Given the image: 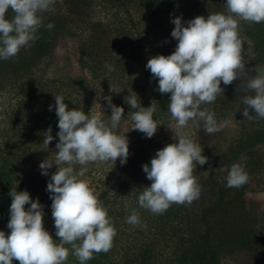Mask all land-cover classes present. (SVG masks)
<instances>
[{
    "label": "clouds",
    "instance_id": "clouds-1",
    "mask_svg": "<svg viewBox=\"0 0 264 264\" xmlns=\"http://www.w3.org/2000/svg\"><path fill=\"white\" fill-rule=\"evenodd\" d=\"M55 3L56 0H0V59H11L22 48L31 47L43 26L41 14L53 11ZM9 10L14 14L11 17ZM226 10L227 14L197 16L187 26L182 17H175L171 33L178 41L175 51L147 62V69L159 81L158 91L170 94L168 111L177 128H185L189 122L197 126L203 122L208 134L222 131L228 122L217 123L215 114L202 110L201 105L214 103L224 94L222 83L228 86L238 79L242 81L238 91L246 93L241 97L245 105L243 116L249 120L264 119V65L247 68L239 31L240 21L264 23V0H226ZM47 28H54V24H47ZM106 67L109 73L115 71L112 65ZM250 71L255 75H250ZM138 98L135 92L125 98L131 109H139L129 113L131 130L152 138L159 126L154 119L156 107H141ZM105 99L112 110L108 122L99 114L69 110L65 98L55 95L59 142L54 159L42 161L40 169L47 176L49 169L57 166L47 191L53 201L52 217L60 243L44 227V210L39 200L33 201L26 190L13 188L7 225L10 234L0 231V264H13L14 260L19 264H66L70 254L79 264H87L94 254L107 253L112 248L117 233L107 209L80 179L89 164H116L119 159L123 165L129 157L127 136L115 131L124 119L125 109L114 105L111 96ZM44 137L46 145L53 141L51 127ZM174 139L178 142L158 150L150 165H143L152 183L139 194L138 204L155 215L164 214L173 204L191 205L201 195L202 188L193 172L196 165L207 164L209 158L203 155L204 148L187 136L177 137L175 133ZM74 165L81 166L79 172ZM248 180L243 167L233 164L227 187L239 188ZM26 205H30L27 210ZM126 222L133 226L141 223L135 209Z\"/></svg>",
    "mask_w": 264,
    "mask_h": 264
},
{
    "label": "trees",
    "instance_id": "trees-1",
    "mask_svg": "<svg viewBox=\"0 0 264 264\" xmlns=\"http://www.w3.org/2000/svg\"><path fill=\"white\" fill-rule=\"evenodd\" d=\"M53 8V11L41 14L43 26L38 30L36 34L38 38L31 43V47L22 48L19 54L11 59H0V89L11 85L12 82L20 85L26 82L28 87L35 86L39 91L50 87L49 85L54 82L47 80L44 72L51 64L50 55L55 43L61 36L79 37V29L86 27L84 50L89 55L88 62L91 66L87 62L84 65L90 69L91 77L86 73L77 77L69 75L68 79H64L65 84L71 89L70 93L85 91L88 100L81 107V111L91 115L93 106L100 104L104 111L102 118L108 122L112 110L105 97L111 96L114 105L125 109L123 120L127 119L131 123L133 122L129 113L139 109H131L125 102L129 94L134 92L137 94L141 107H150L154 104L158 109V114L154 113L156 121L157 115L170 114L168 111L170 94H161L158 91L159 81L153 78L151 72L138 77L129 71L126 79L119 77L130 88L125 90L107 89L93 83L99 73L96 64L100 61L103 63L104 59L111 63V59L114 58L109 37L123 38V45H126L128 34L125 33V29L128 26L134 27L138 20L144 23L153 18L170 15L182 17L183 23L187 26V22L197 16L207 17L211 13L227 14L226 4L224 11L218 12L221 6L217 4V0H56ZM135 10L138 12L137 16L132 14ZM124 13L127 14L126 17L122 15ZM8 15L11 17L14 14L9 10ZM49 23H53L54 28L48 29ZM239 31L245 65L248 64L251 43L260 61L264 63V23L240 21ZM173 49L174 52L175 48ZM120 64L122 61L112 65L115 68V71L111 72L113 75L125 71L124 67L120 68ZM107 74L110 76V73ZM239 83L240 79L228 86L222 83L224 94L214 103L201 105V109L210 110L215 114V118L227 114L229 108L227 101L237 92ZM244 107L245 105H242L240 113H243ZM252 115L255 116L254 113ZM255 120L258 126H254L250 132L247 131L241 138L216 152L209 149V134L205 131L203 122H200L199 126L196 125L199 132L197 144L204 148L203 155L209 158L207 164L200 166L202 171L196 178L202 188L201 195L191 205L173 204L161 215H155L138 204L139 194L144 187L152 183L147 179L143 165H150L151 159L154 158L149 156L150 152L148 153L151 145L149 143L154 142L153 137L148 141L146 136L136 139L132 148L129 147L126 164L122 165L119 159L116 164H104L111 175L102 185L107 187V193L108 191L113 193L107 201L106 198L98 195L97 197L107 209L117 234L110 251L94 254V258L87 264H153L158 256L152 253L151 248H156L167 241L165 235L168 234L173 237L172 241L176 245L172 261L176 260L178 264H219L225 256L235 254L247 256L244 264H264V225L261 224L262 227L259 228V217L251 216L246 200L251 180L258 175L263 161L259 148L264 145V119ZM162 146L164 147L163 144ZM11 151L0 147V231L6 226L10 234L7 225L12 203L11 190L13 188L17 191L26 190L33 201L39 199L37 196L40 195L42 201L40 204L45 210L44 227L59 244L54 219L50 217L48 221L46 219L50 214L46 212L52 210L51 194L41 186L38 177L28 171L24 173L20 157ZM237 163L247 172L249 180L242 187L229 188L227 176L232 165ZM86 167L87 176L92 175L93 166L89 164ZM25 207L27 210L30 205ZM4 208L8 209L7 213H4ZM133 209L137 211L141 220L136 226L126 222V217L131 215ZM119 227L126 231L119 230ZM131 227L136 233L134 237L127 234L128 228ZM146 229H156L159 238L151 236L149 239L140 238L139 235L146 236L144 232ZM13 264L19 262L14 260ZM66 264H79V261L70 254Z\"/></svg>",
    "mask_w": 264,
    "mask_h": 264
},
{
    "label": "rangeland",
    "instance_id": "rangeland-1",
    "mask_svg": "<svg viewBox=\"0 0 264 264\" xmlns=\"http://www.w3.org/2000/svg\"><path fill=\"white\" fill-rule=\"evenodd\" d=\"M217 4L221 6L218 12L224 11L226 0H217ZM132 14L137 16L138 12L135 10L132 11ZM122 15L124 17L127 16L125 13ZM174 18L170 15H164L161 18H153L144 23L140 20L136 21L134 27L128 26L125 29V33L127 32L128 34L126 45H123V38L118 39L115 36H110L109 43L112 44L111 53L114 58L111 59V63H108V59H104L103 63L100 61L99 64H96L99 73L96 81L94 80L93 83L97 86L102 85L107 89L125 90L129 87L120 78L126 79L129 71L134 72L135 76L138 77L150 72L146 67L148 60L158 55H171L174 50L173 48H176L178 44V41L171 36L175 28L174 23H172ZM125 23L128 22L125 21ZM79 33V37L61 36L55 43L54 50L50 55L51 64L44 72V77L54 82L49 85L50 87L39 91L35 89V86L29 85L30 87H28L26 82H22L21 85L12 82L11 85L0 89V147L12 150L11 152L15 156H19L24 173L28 171L30 174L38 177L41 186H44L46 189L51 175L57 170V166L53 165L46 176L42 174V170L40 169L42 161L47 158L54 159L56 144L59 142V137L57 136L59 132L58 117L54 107L55 95L65 98L64 102L68 105L69 110L74 108L80 110L88 100L85 91H78L75 94L70 93L71 89H68V85L65 84V80L68 79L69 75L73 77L82 76L84 73L89 76L91 75L90 69L88 67L85 68L84 65L86 62L89 63V55L84 50L87 28L79 29ZM253 46L251 43L247 64L248 69H254L257 65H264ZM120 61H122L120 68L124 67L125 71H121L117 75L110 73V76H108L107 73L109 72L106 65H116ZM88 65L91 66V63ZM249 74L254 76L255 72L250 71ZM241 82L240 80L239 86ZM245 94L242 90H237L235 94L229 97L230 100L227 101L229 102L227 114L219 115V117L215 118L217 123H228L222 131L209 134V149L212 152L227 147L241 138L247 131L250 132L254 126H258L255 119H245L243 113H240L242 105H244L241 97ZM50 106H52L51 111L49 110ZM93 107L92 114L103 115L104 111L100 104H96ZM155 114H158V109H156ZM156 119L160 129L153 136V144L149 143V145L151 144L148 149L150 157H154L157 151L166 145L177 143L178 141L174 139L175 133L177 137L185 135L195 143L198 142L199 132L196 124L189 122L187 127L177 128L176 122L171 119V114L157 115ZM123 121L121 127L115 131L117 134H125L129 140V147L132 148L135 140L143 136L145 138V135L139 130H131L133 123L127 119ZM49 127L52 129L54 139L49 145H46L43 143L45 138L44 133ZM259 151L263 159L261 169L258 175L251 180V185L246 193V200L251 216L259 217L258 225L260 224V228L261 224L264 225V145L260 146ZM90 165L93 166V174L87 176V168L84 176L80 177V179H83L89 185L96 196L106 198L107 201V199L111 198L110 196L113 191H108L107 193V187L105 188L102 183L111 175L110 170L104 164L93 163ZM80 167V165H74L77 172H79ZM201 168L199 165H196L193 173L195 178H198L197 176L201 174ZM131 186L134 187L132 183ZM37 198H39V202H42L40 195ZM7 212L8 209L4 208V213ZM48 212L50 214L46 216L47 221L49 217L53 218L51 216L52 210L46 213ZM121 229L125 230L123 227H119V230ZM133 229V227L131 229L128 228L127 232L129 233L127 234H131L134 237L136 233ZM3 231L9 234L6 226L3 228ZM144 232L148 237L139 235L140 238L149 239V236L155 237V239L159 238L156 229H146ZM165 237L167 241H164V243L156 248H151L152 253L158 256V259L153 264H178L176 260L175 262L172 261L176 249V245L172 241L173 237H170L169 234L165 235ZM246 260L247 256L245 254H235L230 257L225 256L219 264H244Z\"/></svg>",
    "mask_w": 264,
    "mask_h": 264
}]
</instances>
